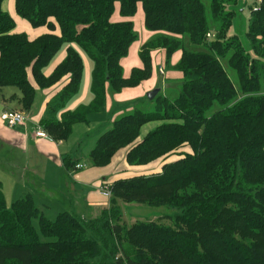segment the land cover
Wrapping results in <instances>:
<instances>
[{"label": "trees", "instance_id": "16d2710c", "mask_svg": "<svg viewBox=\"0 0 264 264\" xmlns=\"http://www.w3.org/2000/svg\"><path fill=\"white\" fill-rule=\"evenodd\" d=\"M4 1L0 93L17 88L20 107L29 111L35 84L46 89L70 76L40 120L55 141H67L76 124L100 112L109 91L149 80L154 50L163 49L166 65L183 78L177 97L159 93L153 111L124 114L97 138L92 166H110L124 153L129 166L148 167L110 183V206L99 217L62 211L52 221L31 193L9 209L0 185V264H264V0H251L243 37L230 29L250 0H15L20 17L34 28H47L35 38L14 32L16 22ZM117 4L119 21L113 19ZM139 6L154 35L140 49L143 65L126 76L121 61L138 38L133 18ZM185 36L202 49H187ZM65 45L66 57L47 76L45 68ZM178 51L181 57L172 65ZM82 53L92 63L93 100L58 119L80 89ZM215 103L220 109L207 115ZM153 121L161 123L142 138V127ZM63 163L77 170L70 157ZM120 201L176 207L181 213L171 218L174 225L151 220L129 226ZM35 219L48 240L40 238Z\"/></svg>", "mask_w": 264, "mask_h": 264}, {"label": "crops", "instance_id": "0c3cea01", "mask_svg": "<svg viewBox=\"0 0 264 264\" xmlns=\"http://www.w3.org/2000/svg\"><path fill=\"white\" fill-rule=\"evenodd\" d=\"M14 10L16 12L15 0ZM139 10H141L143 14V9L141 6H139L138 8L137 14L139 13ZM135 18L136 16L133 18V20H135ZM113 19L115 21L121 20L118 4ZM29 25L32 26L30 23ZM43 28L45 27L35 29L39 30ZM47 31L48 30L46 29L44 33H46ZM44 33L38 34L36 36H29L31 38H35ZM149 36H151V34H148V38ZM152 54L153 57L157 55L159 58L165 61V53L163 49H157ZM175 54L173 55V64H176L181 57L179 51ZM66 55L67 49L59 54L55 62L46 70L45 74L47 76L52 74L56 66L64 60ZM159 64L160 65H158L157 72L166 80L167 73L164 66L162 65L163 63ZM160 68H164V75L160 73ZM91 69L92 68L90 67L89 62H86L84 65L83 75V80L85 82L84 90L80 95L73 96L68 101L67 106L65 104V106L62 107V109L57 114L58 119H61L66 111L75 109L79 105L83 104L82 102L84 101V99L89 98V96H87V90L90 83L89 81L91 79ZM168 75L172 78L182 77V74L179 71L173 73L169 71ZM69 77L70 76L68 75L56 85H53L50 88L43 89L45 96L40 95V99L38 98V100L36 99L37 97H39V87L35 84V87L37 89L36 97L33 106L29 111H24L19 105V97L21 96V93H18L16 90L8 89V87L4 88L0 93V114L4 110H17L24 112L26 115V122L23 124H18L14 127L7 126L0 119V182L1 184H3V186H5V180H14V189H18L16 190L17 192H20V189L22 188L20 184L24 182L23 186L25 188V192L31 193L33 197H36L37 194L38 197H43L44 195L46 200H50V204L57 206L58 208L70 207L71 209L77 210L78 212L82 213L81 217L86 219H93L99 217L102 210L110 206V198L105 197L100 189V186L103 184V182L111 183L118 177H122L125 175L129 176L128 174L134 175L145 173L148 167L129 166L124 160V153H122L113 162V164L105 168L94 167L91 165V167L87 169H85L86 166L82 169H74L75 172L70 175L69 182L66 181L67 185L64 187V191L53 188L48 183H46L45 176H47L52 181L61 182L63 181L60 177L61 171L65 169L69 172V170L64 166L63 159L67 157L70 148L68 143L70 138L67 141H55L40 137L36 134V128L37 125L40 124V120L47 115L48 103L56 97L57 93L61 90L63 85L69 80ZM153 78L154 71L152 77L149 80L144 81L138 87L124 89L120 93H113L114 91L112 92V90L109 91L110 93H108V100L106 104L107 109L112 107V94H114L115 97L120 101V99H123L122 97H125V95H127L128 91H136V89L143 87L142 85L151 82ZM150 86H146L144 90L147 91V89L151 88ZM113 107L115 108V106ZM119 112H122V110L120 109ZM76 125L74 126V128L76 127ZM72 160L76 161V163H81L77 160ZM122 171H124L125 173ZM72 181H74V183H72ZM86 187H90L88 192H85ZM80 191H82L81 194ZM74 195L75 197H72Z\"/></svg>", "mask_w": 264, "mask_h": 264}, {"label": "rangeland", "instance_id": "374dc122", "mask_svg": "<svg viewBox=\"0 0 264 264\" xmlns=\"http://www.w3.org/2000/svg\"><path fill=\"white\" fill-rule=\"evenodd\" d=\"M205 3H206L207 18L209 20L210 25L212 26V30L215 31L217 26L214 23V20L212 17L210 1H206ZM251 6H253V3L251 0L246 1L242 4V8L239 10L238 14L236 15L234 24L232 28L230 29V34H238L241 37L244 36L245 31L247 29V25H248V20L251 16ZM4 9L7 12H9L15 19V22H16V26L14 29L15 32H25L30 36H36L38 34L44 33L47 29V28H43V29L36 30L32 26H30L29 23L25 19L20 17L18 14H16L14 10V0H5ZM134 23H135V30L138 35V38H137V41L134 42L133 45L131 46L129 54L123 58L122 66H123L124 75H129L132 68L140 67L142 65V60L139 55L141 45L143 46V43L147 42L148 41L147 39H151L154 35L152 32L146 29L143 23V14L141 10H139V13L136 15ZM148 34H151L149 38H148ZM186 38L187 36L184 37V40H185L184 45L187 49L192 50V51H198L202 49V47L200 46H195L193 44H190V42H188ZM66 49H67V45L63 46L60 53L62 51H65ZM154 51H152V53ZM82 55L84 58V65L86 62H89L90 67H92V63L89 57H87L84 53H82ZM58 56L59 55H57L51 61V63L45 68L44 72H46V70L55 62ZM173 61H174V58L172 59V63H171L172 65H174ZM159 63H163L162 65L164 66L166 70V73H167L166 80L157 72L158 65H160ZM153 65H154V70H153L154 78L152 79L151 82H148L145 85H142L143 87L136 89V91H132V90L128 91L127 95H125V97H122L123 99H120V101L115 97L114 94H112L111 95L112 107L107 109V106H105L100 112H96V113L94 112L90 114L88 117L89 118L88 123L76 125V127L73 130V134L70 137L69 142H68L70 148H69L67 157H70L74 160L81 162L82 164L86 166L85 169L91 167L92 161L90 158V153L96 145L97 138L103 132L111 129L116 119H118L120 116L124 114L133 112L135 110H142L145 112L153 111L156 107V101L150 100L148 96V93L151 92L152 90L160 89V95H164V96L167 95L171 98L177 97L179 95L183 77L172 78L168 75L169 71L173 73V72H176L177 70L173 69L171 65H166L165 61L159 58L157 55H155L153 58ZM229 73L231 77L233 78L235 77L234 72L230 70ZM83 75H84V71H83ZM89 82L90 83H89V87L87 90V96H89V98L84 99V101L82 102L83 104H88L92 100L93 95L91 92V79ZM84 84L85 82L82 78L80 89L75 96L80 95L83 92ZM146 86H150L151 88L147 89L146 91L144 90ZM8 89L16 90L18 93H20V91L17 88L8 87ZM38 91H39L38 92L39 97H37L36 100H38V98L40 99V95L45 96L43 89L39 88ZM55 99H57V97L53 98L51 102L53 103ZM67 104H68V101L66 103V106ZM113 106H115V108ZM220 107L221 106L218 103H215L214 106L207 112V115H211L213 112L219 110ZM120 109L122 110V112H119ZM160 123L161 122L153 121V122H149L146 125H144L141 129V137L142 138L145 137L149 131L155 129L158 125H160ZM74 172H75L74 169H70L69 172L65 169L62 170L60 177L63 181L61 182L52 181L47 176H45L46 183H48L53 188L59 189L60 191H64L65 190L64 187L67 185L66 181L69 182L70 175L73 174ZM14 182H15L14 180L13 181L5 180V183H6L5 186H3V184H1L0 182V185L2 186V189L5 194V197L8 201L7 204H8L9 209L11 208L12 203L16 201L17 199H19L21 195L23 196L27 194L23 186L24 182L20 184L22 187L20 189V192L16 191L18 189H14ZM72 183H74V181H72ZM89 188L90 187H86L85 192H88ZM81 193L82 191H80V194ZM72 197H75V195ZM34 199H35L36 205L43 212V214L52 221L56 220L58 214L62 211H70V212L75 213L78 216H82V213L78 212L77 210H73L70 207L69 208L68 207L58 208L57 206L50 204V200L48 199L46 200L44 195L43 197L42 196L38 197V194H37L36 197L34 196ZM119 205L123 212V221L129 226L137 221H151V220L161 221L162 223H165L167 225H174V222L172 221L171 218L174 217L176 214L181 213V209H178L176 207H168V206L151 207L146 204L124 203L121 201L119 202ZM33 224L37 232L39 233L40 238L43 241L48 240V238H46L40 231V225H39L38 219H35L33 221Z\"/></svg>", "mask_w": 264, "mask_h": 264}, {"label": "built area", "instance_id": "2783aa9c", "mask_svg": "<svg viewBox=\"0 0 264 264\" xmlns=\"http://www.w3.org/2000/svg\"><path fill=\"white\" fill-rule=\"evenodd\" d=\"M257 7L254 6L253 10H256ZM208 37L209 38H213L214 34L212 33H208ZM160 73L164 75L165 71L164 68H160ZM0 119L9 127H14L18 124H23L26 122V115L24 112L21 111H17V110H4L1 114H0ZM36 134L37 136L40 137H44V138H48V139H52V137L48 134V132L40 125H37L36 128ZM85 165L78 163L76 165L77 169H82L84 168ZM101 192L102 194L107 197V198H111L112 197V190H111V184L110 183H103L100 186Z\"/></svg>", "mask_w": 264, "mask_h": 264}, {"label": "water", "instance_id": "95a60500", "mask_svg": "<svg viewBox=\"0 0 264 264\" xmlns=\"http://www.w3.org/2000/svg\"><path fill=\"white\" fill-rule=\"evenodd\" d=\"M160 93V89L152 90L148 93L150 100H153Z\"/></svg>", "mask_w": 264, "mask_h": 264}]
</instances>
